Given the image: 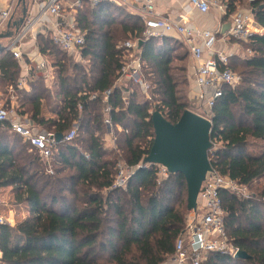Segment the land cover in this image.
I'll list each match as a JSON object with an SVG mask.
<instances>
[{
  "label": "trees",
  "instance_id": "trees-1",
  "mask_svg": "<svg viewBox=\"0 0 264 264\" xmlns=\"http://www.w3.org/2000/svg\"><path fill=\"white\" fill-rule=\"evenodd\" d=\"M225 1L229 20L242 0ZM248 2L264 30V0ZM74 16L86 33L79 59L50 35L36 38L39 53L54 60L58 94L37 74L19 89L22 66L0 49V91L13 90L22 117L55 135L78 126L73 141L54 148L49 174L29 143L0 124V188H12L28 210L16 226L0 225V264H163L186 228L187 183L182 174L161 181L158 165L143 162L155 140L153 113L176 124L191 110L188 91L181 89L189 86L186 69L177 65L189 52L165 36L146 40L141 18L124 6L85 2ZM128 41H138L135 56L150 98L132 81L115 87L131 55L122 47ZM241 45L252 54L230 59L242 81L224 86L215 103L211 141L220 147L209 158L220 174L251 188L264 180V32ZM251 142L263 143L258 153L250 152ZM120 164L134 173L126 187L116 188ZM220 197L225 234L249 258L210 253L204 264H264V185L252 196L221 190Z\"/></svg>",
  "mask_w": 264,
  "mask_h": 264
},
{
  "label": "built area",
  "instance_id": "built-area-1",
  "mask_svg": "<svg viewBox=\"0 0 264 264\" xmlns=\"http://www.w3.org/2000/svg\"><path fill=\"white\" fill-rule=\"evenodd\" d=\"M13 1L10 0V4L6 9L0 7V30H8V22L13 16ZM141 1L144 4L140 17L145 25L144 38L148 40L150 38L176 34L189 49L196 63L195 82L199 89L197 97L199 102L198 108L202 112L199 115L212 122L214 116L213 109L217 100L223 96V87H234L242 81L241 76L229 68L230 59L236 56V54L217 52L214 57L206 58L205 51H212L216 47L218 33L198 29L187 23L172 22L157 15L154 0ZM1 2L2 0H0ZM85 2L91 7H96L102 3H111L119 7L127 4V0H48L47 5L38 15L33 16L29 13L25 25L15 32L14 36L10 39L11 42L5 49L6 52L11 53L20 63L22 71L26 70L27 62L25 58L27 57L30 62L36 64L33 69L36 70L37 75L49 81L51 79L52 67L47 57L41 55L39 52L33 58L30 57L25 52V43L30 39L34 40L37 38L38 33L50 35L54 44L66 51L70 56L79 59L80 51L86 42V33L78 29L74 15ZM64 4H67L69 9L73 11L71 16L65 15ZM190 6L201 14H207L211 10H216L227 16L228 12L225 0H190ZM47 17L55 19V22L46 25L43 20ZM230 20L231 27L225 35L237 43H249L253 36L261 35L264 32L263 28L255 20L253 11H237L230 17ZM122 47L131 51V55L115 87H123L126 85L127 80L132 81L141 87L146 98H150L148 95L150 87L143 78V65L140 59L135 56L138 49V41H128ZM249 54H252L250 49L246 50V52L244 51L243 57ZM33 69L30 75H33ZM27 82L28 77L27 79H25V76L22 77L18 83L19 89L26 88ZM111 93V90L107 91L105 97L109 98ZM9 98L10 102H8ZM18 109V101L12 89L9 91L6 99L0 94V124L10 125L12 132L20 135L25 142L29 143L31 151L37 152L40 158L48 165L47 173L52 174L51 159L54 148L58 144L56 135L40 130L27 117H22ZM109 111L110 107L105 112L109 114ZM105 122L111 127L110 119L107 118ZM77 128L78 126L75 125L64 136L63 140L67 142L73 141L77 135ZM217 144L212 142L209 155L219 148ZM148 165L145 164V166ZM158 170V177L161 181L170 174L164 166L158 165ZM133 173V168L120 164L115 187H126ZM238 186L236 182L220 174L212 167V171L208 172L206 180L201 187L197 200V209L187 217L185 231L176 241L174 255L169 257L163 264H204L210 253H220L235 258L240 250L229 241L225 234V211L220 192L221 190H229L244 196V192ZM5 224L10 223L0 215V225ZM1 259L2 252L0 251V261Z\"/></svg>",
  "mask_w": 264,
  "mask_h": 264
},
{
  "label": "water",
  "instance_id": "water-1",
  "mask_svg": "<svg viewBox=\"0 0 264 264\" xmlns=\"http://www.w3.org/2000/svg\"><path fill=\"white\" fill-rule=\"evenodd\" d=\"M18 6L22 8V15L18 20L10 19L8 32L1 34L0 39H11L15 32L25 25L29 0H18ZM227 31L229 29H224L223 32ZM152 121L155 140L150 155L144 160L143 165L164 166L170 174H182L187 183L188 209L196 211L201 187L208 172L212 171L209 160V151L212 148V122L191 110H186L176 124L168 122L159 112L153 113ZM63 138V134L56 135L58 143ZM235 258L247 259L249 256L239 251Z\"/></svg>",
  "mask_w": 264,
  "mask_h": 264
},
{
  "label": "crops",
  "instance_id": "crops-1",
  "mask_svg": "<svg viewBox=\"0 0 264 264\" xmlns=\"http://www.w3.org/2000/svg\"><path fill=\"white\" fill-rule=\"evenodd\" d=\"M154 2H155L154 4L155 12L159 16L169 19L170 21L175 22V23H187L198 29L209 30V31L218 33V42L216 44V47L212 51H208V50L205 51L206 58L214 57L217 54V52L235 53L236 56L243 57V52H240L241 44L237 43L236 41H233L232 39H229V37L225 35L228 31L226 33L223 32L224 29H230L229 27L231 24V20L230 19L225 20L226 16H224L219 11L211 10L207 14H201L200 12L195 11L194 9L191 8L190 0H154ZM47 3H48V0H29L28 15L29 13H31V15L33 16L38 15L41 12V10L45 8ZM9 4H10V0H2V2L0 3V7L2 9H6L9 6ZM13 4H14L12 6V8H14L13 16L11 18H13L15 21V20H18L19 18L18 16L15 15L16 12L19 11L18 15L21 16L22 8L19 7L18 4H15V0L13 1ZM143 5L144 4L141 0H127V4L124 5V7H126V10L130 14L141 17V10H142ZM64 9L65 11H67L69 9V6L67 4H64ZM71 12L72 13L68 14L67 16H71L73 14V11L71 10ZM43 21L44 23H46V25H48V24L54 23L55 19L53 18L51 19L47 17ZM7 29H8V26H7ZM165 37L177 40L183 45L182 46L183 48H181V50L187 53L189 52V49L186 46H184L185 45L184 42L181 40V38L178 35L170 34ZM25 44L26 45L24 49L27 55L33 58V56L38 54L39 51L37 50V47H36V38L34 40L30 39ZM47 59H48L49 64L50 65L52 64L51 65L52 70H54L53 69L54 60L49 57H47ZM180 63H181L180 66L186 69V75H187V79L189 83L187 96L190 102V108L191 107L198 108L199 102H198L197 97H198L199 89L195 82L196 63L194 59L192 58L190 52H189V56L187 57V59L182 60ZM34 66H36V64L28 60L24 76H27L28 74L30 75L31 74L30 72L32 71ZM33 70H34L33 72V75H34L36 70L35 69ZM30 76H28V79ZM52 78L53 76H51V79ZM49 81L46 80L47 83H50ZM55 85L58 87L56 76H55ZM43 113H48V112L43 111ZM45 116L51 117V115L49 114H45ZM11 220H13V218ZM11 220L9 222L10 223L9 225L14 227L13 224L15 223V221L13 223Z\"/></svg>",
  "mask_w": 264,
  "mask_h": 264
},
{
  "label": "rangeland",
  "instance_id": "rangeland-1",
  "mask_svg": "<svg viewBox=\"0 0 264 264\" xmlns=\"http://www.w3.org/2000/svg\"><path fill=\"white\" fill-rule=\"evenodd\" d=\"M248 1L249 0H245V1L242 0V3L238 6V11H249V10L252 11L249 7ZM15 4H18V0H15ZM18 13L19 11H17L15 15L19 16ZM70 13L72 12L70 9H68L65 12V15H68ZM6 32H8V30L5 31V29H2L0 30V35ZM10 42H11L10 39H0V47L6 49L10 45ZM240 47H241L240 52H243L244 54V51H245L244 47L242 45ZM181 53H184V51H181ZM177 65H181V64L177 63ZM53 69L54 70H52L51 72V76H53V78L50 79L49 81L50 83H47V85L50 87L53 93L58 94L59 88L55 85L56 69L55 68ZM35 74H37V72H35ZM24 75H25V71H22V77H24ZM28 76L29 74L25 76V79H27ZM181 89L184 90L186 93L188 91V88L185 86H181ZM0 94L4 99H6V97L8 96V93L3 94L1 91H0ZM191 111L197 114H202L201 109L199 108L191 107ZM262 146H263L262 142H259V143L251 142L250 152L258 153L261 150ZM217 147H220L219 144H217ZM263 185H264V180H260V181H257L251 188H246L243 186H238V188L242 189V192H244L243 193L244 197H248V196H252L255 193H258V191L262 188ZM18 205L19 204H17L16 202L14 191L12 190V188H0V215L9 222L13 218V220H11L13 223L15 221L13 226H16L18 222H21L23 219L28 217L27 207L25 205H20V206ZM185 206H186V199H185ZM191 212L193 211H190L188 214H186L187 217L191 214Z\"/></svg>",
  "mask_w": 264,
  "mask_h": 264
}]
</instances>
